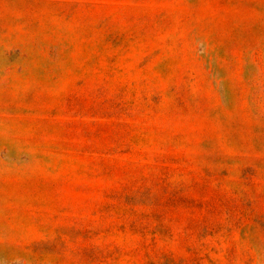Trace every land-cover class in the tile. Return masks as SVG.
<instances>
[{"label":"rangeland","instance_id":"374dc122","mask_svg":"<svg viewBox=\"0 0 264 264\" xmlns=\"http://www.w3.org/2000/svg\"><path fill=\"white\" fill-rule=\"evenodd\" d=\"M0 264H264V0H0Z\"/></svg>","mask_w":264,"mask_h":264}]
</instances>
